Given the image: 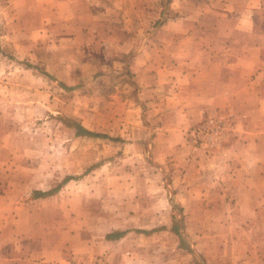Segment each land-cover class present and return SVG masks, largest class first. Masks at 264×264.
<instances>
[{"label":"rangeland","instance_id":"obj_1","mask_svg":"<svg viewBox=\"0 0 264 264\" xmlns=\"http://www.w3.org/2000/svg\"><path fill=\"white\" fill-rule=\"evenodd\" d=\"M247 45L264 50V0H0V243L55 264H264V179L235 202L209 177L243 109L189 105L179 76ZM212 109L235 125L209 147Z\"/></svg>","mask_w":264,"mask_h":264},{"label":"crops","instance_id":"obj_2","mask_svg":"<svg viewBox=\"0 0 264 264\" xmlns=\"http://www.w3.org/2000/svg\"><path fill=\"white\" fill-rule=\"evenodd\" d=\"M160 10L162 13V8ZM246 12L247 9L242 8L240 17L236 20L242 22L240 26L241 33H244L241 36L244 40L242 42L249 44ZM216 15L218 17L216 16L214 21L216 26H212L214 28H218L222 23L218 10ZM231 23H234V20ZM230 27H232L230 32L225 31L223 38L215 40L225 43L236 41L233 35L235 24H231ZM200 55L197 62L194 60L183 62L182 65L188 67L179 75L182 83L188 84L185 87L193 91L196 96V103L187 100L189 105L199 108L233 104L243 109L240 125L229 139L230 143L221 152L225 161L218 165L213 160L208 167L211 171L209 177L217 185L220 181L219 175L217 176L219 170L223 173V178H226L225 184L228 185V189L232 188L229 192H225L226 195H231L232 200L242 202L250 199L243 198L248 195L252 200L257 201V193L251 189L256 188L259 181L263 183L264 179L262 174L264 171V50L257 48L250 51L247 45L239 51L226 49L200 53ZM190 66L193 68H189ZM176 68L181 69L180 64ZM198 118L199 113L194 117V121ZM185 123H189V119H186ZM217 156L214 153L212 159ZM203 195L206 196L207 192H203ZM22 248H24L22 244L0 243V264H55L51 263L50 259L35 260L37 259L35 256Z\"/></svg>","mask_w":264,"mask_h":264},{"label":"built area","instance_id":"obj_3","mask_svg":"<svg viewBox=\"0 0 264 264\" xmlns=\"http://www.w3.org/2000/svg\"><path fill=\"white\" fill-rule=\"evenodd\" d=\"M235 120L212 109L205 112L201 125L194 130L198 141L204 142L209 147L217 146L218 142L226 139L234 130Z\"/></svg>","mask_w":264,"mask_h":264},{"label":"trees","instance_id":"obj_4","mask_svg":"<svg viewBox=\"0 0 264 264\" xmlns=\"http://www.w3.org/2000/svg\"><path fill=\"white\" fill-rule=\"evenodd\" d=\"M74 126L76 127V133L77 134L90 135V136H95V137H108L104 133H99V132L91 131V130H89L87 128H84L83 126H81L79 124H75ZM123 233H124L123 231H118V232L110 233V234H108V237H110V238H112V237L113 238H118V237L122 236Z\"/></svg>","mask_w":264,"mask_h":264}]
</instances>
